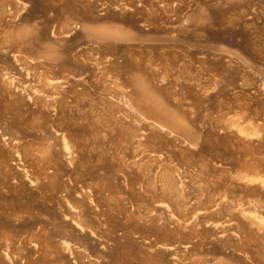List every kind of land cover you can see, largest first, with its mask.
Instances as JSON below:
<instances>
[{"label":"rangeland","instance_id":"374dc122","mask_svg":"<svg viewBox=\"0 0 264 264\" xmlns=\"http://www.w3.org/2000/svg\"><path fill=\"white\" fill-rule=\"evenodd\" d=\"M2 5L0 264H264V0ZM135 59L188 134L116 104Z\"/></svg>","mask_w":264,"mask_h":264},{"label":"bare ground","instance_id":"6f19581e","mask_svg":"<svg viewBox=\"0 0 264 264\" xmlns=\"http://www.w3.org/2000/svg\"><path fill=\"white\" fill-rule=\"evenodd\" d=\"M68 4H66V5H68ZM1 8H3V5L0 6V11H1ZM0 17H2V15ZM83 18H81L80 20H83ZM0 20H1V18H0ZM2 30H3V28H2ZM4 31H5V29H4ZM3 32H1V33L4 34ZM124 33H125V30L120 28V29H114L112 31V33L109 34V35H110V37L112 36L113 38H121L123 36L127 37V35H124ZM7 35H9V34L7 33V34L2 35L3 39L6 38V39H4L5 42L9 41L8 38H7L9 36H7ZM128 36L133 38L132 35H128ZM9 42H11V41H9ZM150 60H151V55L149 56V60H147L145 62H150ZM136 61H137V59L132 61V63L125 62V63H123L120 66V69L122 71L121 74H124L125 76H127V78H126V82L121 83V84H119L117 86V87L120 86V88H119L120 94H119L118 98H121V99L120 100H115L116 104L120 105L121 107L125 108L126 110H129L130 109V108H128L129 107L128 106V104H129L128 103V99H129V100H131V102H133L135 105H137L139 107V109L142 110V112L144 114H146L147 116H149V117H151V118H153L155 120H158V122L162 126H165V127H167L168 129H171V130L173 129L174 131H176L178 133H181V134L187 133L186 129H185L186 125H184V123H183L182 119L179 117V115L176 112H173L167 106H165L161 102L159 97L153 91L150 90L149 86L145 85L143 83L144 74L142 72L143 70L140 69V63L141 62L139 63V61H138V63H137ZM158 61H166V58L158 60ZM143 64H144V62H143ZM163 64H164V62H163ZM167 66L169 67V64H166V68H167ZM185 68L183 67V71L185 70ZM163 71H165V70H163ZM4 86L7 87L6 90H9V91L10 90H14V91H16L15 86H13L12 84H9V82H7ZM59 87H60L59 83H56L55 89H59ZM55 89H52V90H55ZM80 93H83V95H84V92H80ZM34 99L35 100H33V101H36V102H37V100H39V99L36 100V98H34ZM123 99H124V101H123ZM38 102H41V101H38ZM108 105H110V106L115 108V106L112 105V104H108ZM10 107H9V109H10ZM107 108H108L110 113L113 112L111 107L107 106ZM110 116H112V114H110ZM110 123H112L111 120H110ZM113 124H114V126L117 125L118 124L117 120L113 121ZM127 129H129V133H130L131 136L136 134L135 130H133V129L129 128V127ZM120 136L121 135L119 133V137ZM61 137H62V141L64 142V154H65L64 157L67 160H73L75 158V154L79 152L81 142L83 140H85V137H86L85 134H83V132L77 131L75 129H73V130L72 129L71 130L70 129H65L64 131L61 132ZM47 156H51V155L48 154ZM55 158H56V156L53 157L52 160L53 159L56 160ZM253 160H254V158H253ZM260 165L261 164H259L258 162L254 161L252 163H249L246 166L247 167L246 169L247 170L249 169V170L257 172L260 169ZM261 168H262V166H261ZM167 176H168L167 172H162L158 176L161 179V181L163 182L162 186H163L164 189H169L172 186V182L170 181V178H168ZM37 178L38 177H36L35 179H37ZM254 221L255 220H253V223H254ZM256 223H259V222H255V224ZM256 226H258V225L256 224ZM262 226L263 225H261V227ZM258 229H260V226L258 227ZM6 233H4V232L1 233L0 232V236L3 235V238H4V235L5 236L7 235V237H8L9 235L6 234ZM250 235H252V234H250ZM7 237H5V239H7ZM250 239H252V238H250Z\"/></svg>","mask_w":264,"mask_h":264}]
</instances>
